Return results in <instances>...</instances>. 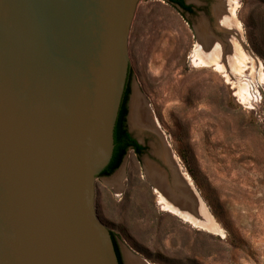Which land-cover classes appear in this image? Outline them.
I'll return each instance as SVG.
<instances>
[{
    "label": "rangeland",
    "instance_id": "obj_1",
    "mask_svg": "<svg viewBox=\"0 0 264 264\" xmlns=\"http://www.w3.org/2000/svg\"><path fill=\"white\" fill-rule=\"evenodd\" d=\"M186 2L196 9L188 17L166 0L136 4L128 43L127 126L137 135L128 118L137 96L160 134L141 135L143 154L129 150L114 173L96 177L95 212L113 234L123 264L132 259L264 264V0H228L237 31L230 44L215 25V0ZM204 23L227 49L234 50L233 42L241 38L252 59L240 58L237 74L231 66L221 71L195 58ZM166 148L217 230L169 210L147 178L149 163L165 167ZM116 178L121 185H114Z\"/></svg>",
    "mask_w": 264,
    "mask_h": 264
},
{
    "label": "water",
    "instance_id": "obj_2",
    "mask_svg": "<svg viewBox=\"0 0 264 264\" xmlns=\"http://www.w3.org/2000/svg\"><path fill=\"white\" fill-rule=\"evenodd\" d=\"M137 2L0 0V264H119L94 180Z\"/></svg>",
    "mask_w": 264,
    "mask_h": 264
},
{
    "label": "bare ground",
    "instance_id": "obj_3",
    "mask_svg": "<svg viewBox=\"0 0 264 264\" xmlns=\"http://www.w3.org/2000/svg\"><path fill=\"white\" fill-rule=\"evenodd\" d=\"M215 1L216 4L212 7L211 12L215 17V25L218 30L228 34H226L225 40L230 44V35L237 32L236 25L234 23L236 19L234 9L232 7L229 8L228 0ZM200 30L201 33L198 38V45L194 52L195 58H197L200 63L205 65H215L221 71H228V69L232 67L231 70L237 74L240 69V58L246 57L252 59V57L249 56L243 49L244 47L240 40L241 38H238L237 41L233 42L234 50H230L227 49V43L224 42V40L219 39L209 28L207 23H204L202 29ZM230 74L231 73L229 71V75ZM241 90L246 91V86H241ZM128 117L131 130L136 131V134L140 139L141 135L147 134L146 132L153 134L155 132V135L158 134V124L156 120L148 109L143 106L141 100L137 96H134L131 100ZM166 149L167 152L165 149L162 152V157H164L162 159H165V168L163 167L162 169L155 163H149L146 170L147 178L153 186H155L160 198L169 210L181 215L186 220L202 225L204 228L217 230V225L212 220L213 216L210 214L201 199L197 196V192L194 188H192V184L189 180L183 176L182 173H178L176 165L172 162L174 157L170 154V149ZM166 156H168V158H166ZM169 173L171 174V177H169ZM172 177L173 182H170ZM119 179L120 178H116L118 182L114 180L113 183H116L114 184L115 186L121 185ZM184 194L185 197L182 198ZM197 200H199V203L203 208H200ZM132 260H130L131 264H149L144 259H139V261L136 260L137 262L134 261L135 259Z\"/></svg>",
    "mask_w": 264,
    "mask_h": 264
},
{
    "label": "trees",
    "instance_id": "obj_4",
    "mask_svg": "<svg viewBox=\"0 0 264 264\" xmlns=\"http://www.w3.org/2000/svg\"><path fill=\"white\" fill-rule=\"evenodd\" d=\"M185 7H189V6H185ZM128 78H129V73H128ZM128 78H127L126 86H125V89H124V93H123L122 101H121V104H120V109H119V112H118L116 123H115V126H114V132H113L114 148H113L112 158H111L109 164L100 173V175L110 174L118 166V164L120 162L121 155L123 154V149H122V143L123 142L122 141L124 140V138L122 137V133H121L122 130H121L120 124L122 123V121L124 119V115L126 113L125 102H126V99H127V96H128V87H127ZM129 138L130 139L127 138V140L125 142L124 150L126 149L127 146H132L134 149L137 150V152L140 151L142 149V146L139 145L131 137H129ZM117 156H118V158H117ZM111 235H112V239H113V243H114V247H115V251H116L117 257H118L119 264H121L120 263V259H119L118 246H117L116 240H115V238H114L112 233H111Z\"/></svg>",
    "mask_w": 264,
    "mask_h": 264
},
{
    "label": "flooded vegetation",
    "instance_id": "obj_5",
    "mask_svg": "<svg viewBox=\"0 0 264 264\" xmlns=\"http://www.w3.org/2000/svg\"><path fill=\"white\" fill-rule=\"evenodd\" d=\"M166 1L169 2L171 5H173L174 7H176V9L181 14H183L186 17H188L189 15L195 14V12H196L195 7H192L189 3L186 2V0H166ZM185 6H189V7H185ZM129 109H130V105H129ZM129 124H130V121H129ZM120 127H121V130H122V132H121L122 133V137L124 138V140L122 141L123 142L122 143L123 154L121 155L120 162H119L118 166L110 174H104V176L111 175L112 173H114L120 167V165L122 164L126 153L129 150H132L137 155H141V154H143L146 151V147L144 146V144H142L136 138H134L133 134L129 131L128 126H127L126 114L124 115V119H123L122 123L120 124ZM130 129H131V127H130ZM134 132L136 133V131H134ZM128 136L131 137L132 139H134L139 145L142 146V149L140 151L137 152V150L134 149L132 146H127L126 149L124 150V146H125V142H126L127 138L130 139ZM118 156H117V158H118ZM118 254H119L120 263L123 264L122 256H121V252L119 250V247H118Z\"/></svg>",
    "mask_w": 264,
    "mask_h": 264
}]
</instances>
